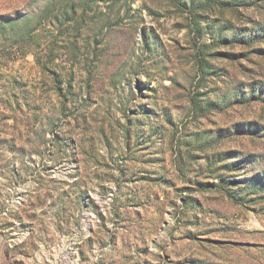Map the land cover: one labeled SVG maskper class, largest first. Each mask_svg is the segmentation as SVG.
Here are the masks:
<instances>
[{"label": "rangeland", "instance_id": "1", "mask_svg": "<svg viewBox=\"0 0 264 264\" xmlns=\"http://www.w3.org/2000/svg\"><path fill=\"white\" fill-rule=\"evenodd\" d=\"M39 1L0 0V264H264V0Z\"/></svg>", "mask_w": 264, "mask_h": 264}, {"label": "trees", "instance_id": "2", "mask_svg": "<svg viewBox=\"0 0 264 264\" xmlns=\"http://www.w3.org/2000/svg\"><path fill=\"white\" fill-rule=\"evenodd\" d=\"M94 0H41L42 5H39L35 10L34 16H37L36 21L33 24L31 14L29 18L25 19L27 22L28 34L35 32L46 21L52 23L58 28L66 26L67 23L72 22L76 17L78 22L83 26L86 21V12L90 8L89 2ZM22 19V18H21ZM11 23L12 21H8ZM39 62V60L37 61Z\"/></svg>", "mask_w": 264, "mask_h": 264}]
</instances>
